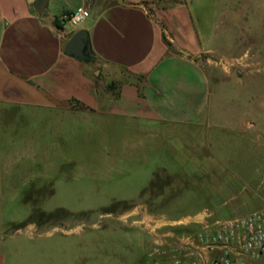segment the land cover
I'll return each instance as SVG.
<instances>
[{
  "label": "rangeland",
  "instance_id": "374dc122",
  "mask_svg": "<svg viewBox=\"0 0 264 264\" xmlns=\"http://www.w3.org/2000/svg\"><path fill=\"white\" fill-rule=\"evenodd\" d=\"M188 1L212 79V126L196 154L264 195V0ZM248 113L257 128L246 130ZM16 119L0 126L4 183H21L3 190L5 234L29 218L66 232L24 246L18 261L9 254L10 264H144L158 215L180 219L209 206L201 180L187 175L158 127L28 109Z\"/></svg>",
  "mask_w": 264,
  "mask_h": 264
},
{
  "label": "crops",
  "instance_id": "0c3cea01",
  "mask_svg": "<svg viewBox=\"0 0 264 264\" xmlns=\"http://www.w3.org/2000/svg\"><path fill=\"white\" fill-rule=\"evenodd\" d=\"M86 2L49 0L40 14L27 0H0V126L3 122L11 126L18 111L28 109L59 117L104 115L158 127L159 135L174 142L176 158L188 176L201 180L210 200L197 214L181 218L215 222L264 208L263 194L252 187L240 188L238 177H227L196 154L195 144H204L212 126V79L199 60L207 49L189 1ZM85 3L90 18L76 32L87 31L94 57L80 62L65 53L71 38L69 26L63 22L61 31L54 21ZM251 117L250 113L241 117L242 122L250 120L246 130L257 128ZM1 133L0 129V206L5 186L12 190L21 186L18 181L4 183ZM252 203L258 205L254 210L235 214ZM29 219L24 228L10 234H5L6 223L0 221V264H10L9 254L18 261L26 245L31 248L62 231L59 226L48 230Z\"/></svg>",
  "mask_w": 264,
  "mask_h": 264
},
{
  "label": "built area",
  "instance_id": "2783aa9c",
  "mask_svg": "<svg viewBox=\"0 0 264 264\" xmlns=\"http://www.w3.org/2000/svg\"><path fill=\"white\" fill-rule=\"evenodd\" d=\"M86 3L63 17L71 36L90 18ZM153 223L154 248L144 264H264V208L215 222L159 215ZM184 227L192 230L178 231Z\"/></svg>",
  "mask_w": 264,
  "mask_h": 264
},
{
  "label": "water",
  "instance_id": "95a60500",
  "mask_svg": "<svg viewBox=\"0 0 264 264\" xmlns=\"http://www.w3.org/2000/svg\"><path fill=\"white\" fill-rule=\"evenodd\" d=\"M29 4L34 5L38 13H44L49 0H27ZM65 53L73 56L78 61H88L94 57V53L90 51V41L86 30L76 32L69 39Z\"/></svg>",
  "mask_w": 264,
  "mask_h": 264
},
{
  "label": "trees",
  "instance_id": "16d2710c",
  "mask_svg": "<svg viewBox=\"0 0 264 264\" xmlns=\"http://www.w3.org/2000/svg\"><path fill=\"white\" fill-rule=\"evenodd\" d=\"M40 14H42V13H40ZM63 22H64V20H60L59 18H56L55 19V21H54V24L56 25V27H58V29H60L61 31H63L64 30V25H63ZM108 89H113L111 86H109L108 87ZM190 230H192V228H179L178 229V231L179 232H188V231H190Z\"/></svg>",
  "mask_w": 264,
  "mask_h": 264
}]
</instances>
